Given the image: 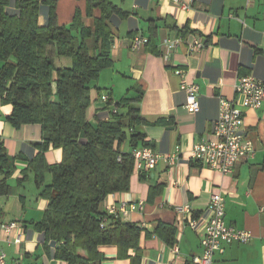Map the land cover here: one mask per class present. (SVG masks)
<instances>
[{"label":"crops","instance_id":"0c3cea01","mask_svg":"<svg viewBox=\"0 0 264 264\" xmlns=\"http://www.w3.org/2000/svg\"><path fill=\"white\" fill-rule=\"evenodd\" d=\"M16 1L9 0L4 8L7 15L19 14ZM38 1L41 27L48 22V2L55 4L59 25L70 24L78 9L84 26L90 30V37L85 39L88 52L91 56L98 54L94 38V20L100 17L98 7L92 9V16H87L85 0ZM108 1L126 17L113 14L109 18L111 66L101 71L91 89L88 122L96 128L98 121L111 117L114 104L140 96L136 105L145 122L141 127L144 142L151 144L160 158L152 170L133 171L129 191L108 195L102 210L110 206L117 209L120 203L143 204L141 210L116 215L140 229V264H193L192 259L202 254L200 233L210 216V197L220 193L224 197L226 224L248 231L251 239L245 244L225 246L224 252L214 254L212 264H264V103L243 115L247 136L255 147L252 158L237 164L226 175L191 159L194 145L215 139L212 126L218 115L219 98L241 102L234 89L239 77L264 81V0ZM150 20L159 21L157 54L145 49ZM166 25L178 29L188 25L196 33L182 36ZM174 38L180 41L171 51L166 41ZM136 39L145 42L137 43ZM196 39L203 46L194 51L191 46ZM56 62L70 65L64 58H56ZM177 69L198 88L200 110L196 114L184 108L185 94L175 75ZM102 96H108L111 105ZM116 109L118 114L122 112L121 108ZM11 111V105L0 102V154L7 159L2 168L0 159V225L16 222L23 236L15 244L17 232L6 234L0 228V247L9 262L67 264L54 257L58 244L45 242L44 233L32 226L43 218L48 202L40 192L52 180V175L44 171L42 184H37V174L30 167L40 153L37 145L42 142L41 126L31 123L16 128L5 119ZM178 146L180 153L170 164L167 156L175 154ZM122 150L131 151L128 142ZM43 158L47 166L56 165L61 162V150L49 147ZM151 188L155 195L149 200ZM184 206L189 212L177 210ZM160 223L174 228L173 246L157 235L155 230ZM172 248L177 250L176 257ZM98 251L103 255L99 264H130V259L117 258L115 245L99 246ZM134 255L130 249L128 256Z\"/></svg>","mask_w":264,"mask_h":264},{"label":"trees","instance_id":"16d2710c","mask_svg":"<svg viewBox=\"0 0 264 264\" xmlns=\"http://www.w3.org/2000/svg\"><path fill=\"white\" fill-rule=\"evenodd\" d=\"M85 1L87 16H92L94 7L100 10V17L94 20L99 52L93 56L85 44L90 30L84 26L78 9L70 24L59 25L55 4L48 2V22L41 27L38 0H17V16L5 13L9 0H0V102L12 107L5 117L12 126H41L42 142L37 145L40 153L30 167L37 174V184H42L44 171L52 175V180L40 192L48 202L43 218L32 226L44 233L45 242L58 244L55 259L67 264H99L103 255L98 247L115 245L117 258L140 264V229L117 216H107L101 208L108 195L129 191L135 171L131 151L152 147L144 142L141 130L145 122L136 105L140 96L114 104L122 112L111 110V117L98 121L96 128L89 124L86 114L91 89L101 71L111 66L109 18L113 14L125 18L126 14L108 0ZM166 26L182 36L196 33L188 25L182 29ZM158 29V20L148 22L145 49L152 54H157ZM56 58L68 59L70 65H57ZM107 103L111 105L108 96ZM125 142L130 152H123ZM49 147L62 153L61 162L50 167L43 158ZM0 159L2 168L7 165L2 152ZM153 191L151 188L149 200L155 195ZM155 231L166 244L174 245L172 226L160 223ZM130 249L135 251L131 258Z\"/></svg>","mask_w":264,"mask_h":264},{"label":"built area","instance_id":"2783aa9c","mask_svg":"<svg viewBox=\"0 0 264 264\" xmlns=\"http://www.w3.org/2000/svg\"><path fill=\"white\" fill-rule=\"evenodd\" d=\"M173 2L179 3L180 0H173ZM179 41L177 38L167 40L166 46L172 51L176 48ZM136 42H145V40L136 39ZM202 46L201 41L196 39L191 47L194 51H197ZM175 75L180 78V90L185 94L184 108L188 113L196 114L200 110L197 86L187 80L182 70H175ZM234 89L238 96L241 97V102L237 103L233 100L219 98L218 115L212 126V133L215 139L196 144L191 150L192 161L200 162L224 175L231 173L237 164L252 158L255 153L253 142L247 136L243 115L246 110L261 108L264 103V81L256 80L251 76H242L237 79ZM102 100L107 101V96H102ZM112 112H117V109H113ZM262 151L264 153V145ZM179 153L180 147L178 146L175 154L167 156L170 164H173ZM131 154L134 159V169L138 172L154 169L160 158L159 153L150 146L133 149ZM142 206L141 202L130 203L129 205L120 203L117 209L114 206H110L105 212L107 216H116L117 213L126 214L129 210H141ZM224 206L222 194L211 195L208 206L210 216L200 233L202 254L192 259L193 264H212L214 254L224 252L225 246L234 243L245 244L251 239V234L248 231L239 230L226 224ZM177 210L189 212L187 206L180 207ZM104 224L105 219H103L100 226L102 227ZM189 225L194 227L195 223L190 221ZM0 228L6 234H9L12 230L17 232L13 240L15 244L22 241L23 235L18 223L1 224ZM173 252L176 257V248ZM0 264L17 263L7 261L6 255L0 247ZM170 264H175V262Z\"/></svg>","mask_w":264,"mask_h":264}]
</instances>
